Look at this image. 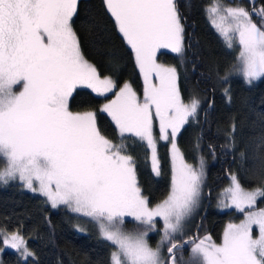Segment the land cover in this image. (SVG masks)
Segmentation results:
<instances>
[{"label":"snow or ice","instance_id":"6c2138e0","mask_svg":"<svg viewBox=\"0 0 264 264\" xmlns=\"http://www.w3.org/2000/svg\"><path fill=\"white\" fill-rule=\"evenodd\" d=\"M104 2L134 54L142 99L128 82L115 91V81L101 78L85 59L72 26L78 0H0V182L18 178L51 207L64 205L89 218L115 248L111 264H184L176 253L186 247L187 264H264V207H257L264 187L246 190L235 175L221 203L243 214L240 223H228L219 243L210 235L177 239L198 204L204 170L203 159L199 166L186 162L177 145L200 101L193 97L185 102L177 69L156 59L159 49L184 52L175 0ZM207 12L226 46H239L235 71L248 83L264 77V0L259 8L252 0L251 11L221 7L213 0ZM81 87L105 99L115 91L100 111L111 118L121 140L130 134L146 144L156 176L160 161L154 124L159 125V140L170 141V187L154 206L142 193L126 146L101 134L95 112L70 110L69 99ZM129 217L135 226L125 230ZM157 230L160 240L152 247L148 237ZM0 236L22 256L33 255L18 232L0 230ZM165 245L167 259L162 255Z\"/></svg>","mask_w":264,"mask_h":264},{"label":"trees","instance_id":"16d2710c","mask_svg":"<svg viewBox=\"0 0 264 264\" xmlns=\"http://www.w3.org/2000/svg\"><path fill=\"white\" fill-rule=\"evenodd\" d=\"M216 1L226 5L238 3L252 10V0ZM212 2L175 1L184 27L186 54L179 59L171 53L159 52L157 62L177 69L185 102L203 95L207 98L200 115L190 119L178 135L177 144L186 162L196 166L201 154L208 167L206 189L209 195L191 236L210 235L219 243L224 226L241 220L234 210L218 212L213 208L214 195L227 185L228 176L234 174L246 190L264 187V77L252 84L238 77L224 84L219 81L218 78L234 65L238 48L229 49L210 26L206 10ZM255 6L259 8L261 0H255ZM253 19L259 24L258 17ZM72 26L82 54L97 68L101 78L111 77L117 85L115 91L128 82L142 96L143 84L134 54L118 32L104 0H78ZM223 88L228 99L221 91ZM107 99L78 88L70 97L69 107L74 112H95L101 134L126 146L125 154L132 156L135 162L142 193L150 206H154L165 198L170 187L171 167L166 145L158 147L160 175L155 176L144 143L131 135L121 140L110 118L100 111L99 107ZM2 165L0 162V167ZM257 206L264 207V198ZM87 222L68 208L50 207L42 196L27 192L16 181L0 183V230L8 234L18 232L33 253V258H22L6 250L0 256V264H111L114 246L99 237L95 227ZM134 226L135 223L125 224L126 229ZM158 227L161 228L159 222ZM80 228L86 233H80ZM159 235L149 236L150 245L156 246ZM3 247L0 238V251ZM165 249L167 253V246ZM188 249L178 252L185 254Z\"/></svg>","mask_w":264,"mask_h":264},{"label":"rangeland","instance_id":"374dc122","mask_svg":"<svg viewBox=\"0 0 264 264\" xmlns=\"http://www.w3.org/2000/svg\"><path fill=\"white\" fill-rule=\"evenodd\" d=\"M176 1V0H175ZM217 3H219V5L221 6V7H225V6H232V7H236V6H241V7H245L244 5H240V4H238V3H234V4H231V5H226V4H223V3H221V1L219 2V1H216ZM213 3V2H212ZM211 3V4H212ZM211 4H210V6H211ZM209 8V7H208ZM206 13H207V17H208V21H209V24H210V26L211 27H213L212 26V24H211V22H210V18H209V13L207 12V10H206ZM110 14V13H109ZM113 19V18H112ZM113 21H114V19H113ZM213 29L215 30V28L213 27ZM215 32L218 34V32L215 30ZM219 35V34H218ZM220 36V35H219ZM220 38H222L221 36H220ZM238 48V52H239V46L238 45H235L234 46V48ZM231 49H233V48H231ZM159 52H166V53H171V54H173V55H175L176 57H178L179 59L180 58H184L185 57V54H186V46H185V39H184V52L182 53V54H180V55H177V54H175V53H173V52H171V50L170 49H159L158 51H157V54H156V59H157V55H158V53ZM134 60H135V58H134ZM158 63H160V64H163V63H161V62H158ZM236 64H237V61H235V63H234V65L230 68V69H228V71L223 75V76H221V77H219L218 79H219V81L221 82V83H226L227 81H229L230 79H232V78H235V77H238V78H240L241 80H243L245 83H247V84H252V83H256V81H259L261 78H259V79H257V80H254V81H252L251 83H248V82H246L245 80H244V78H243V76L242 75H240V74H238L236 71H235V66H236ZM163 65H165V64H163ZM165 66H167V65H165ZM172 67V66H171ZM137 70H138V68H137ZM138 72H139V70H138ZM140 74V73H139ZM141 76V75H140ZM141 81H142V84H143V80H142V77H141ZM178 87H179V83H178ZM79 89H87V88H83V87H81V88H79ZM87 90H89L93 95H95V96H97L95 93H93L90 89H87ZM116 90V89H115ZM15 91H20V86H17L16 88H15ZM117 91H119L118 89H117ZM221 91H222V93L226 96V98L228 99V96H227V91H226V89L225 88H223V89H221ZM107 96H110V98L109 99H107V101L108 100H111V99H113L114 97H115V91L114 92H112V93H109ZM138 96H140V95H138ZM142 97H143V92H142V96H140V98L142 99ZM104 98V97H103ZM199 101H200V107H199V109H198V112H197V115H196V117H198L200 114V111H201V108L202 107H204V104H206V100H207V98H206V96H202V97H198L197 98ZM70 100V99H69ZM107 101H104L102 104H101V106L104 104V103H106ZM101 106L99 107V108H101ZM103 113V112H102ZM103 114H105L108 118H110L106 113H103ZM196 117H194V118H196ZM194 118H190V119H194ZM110 121H111V118H110ZM111 123L114 125V123L111 121ZM114 127H115V125H114ZM184 128V127H183ZM183 128L181 129V131L183 130ZM115 129H116V127H115ZM181 131L179 132V134L181 133ZM117 134H118V137H120V134H119V132H118V130H117ZM178 134V135H179ZM125 136H130V134H125ZM154 136L156 137V139H157V154H158V158H159V145H166V148H167V153H168V157H169V159H170V167H171V158H170V153H169V148H170V141L169 142H165V141H161V140H159V125H158V123H156V124H154ZM178 138V137H177ZM137 139V138H136ZM139 142H141L140 140H139ZM143 143V142H142ZM145 145V147H146V149H147V146H146V144H144ZM178 145V144H177ZM180 148V147H179ZM181 150V149H180ZM182 152V151H181ZM148 159L150 160V152L148 151ZM201 159H203V170H204V177H203V182H202V186H201V196H200V198H199V201H198V204H197V206H196V208L193 210V212H192V214H191V216L185 221V224H184V229H183V235L181 236V235H177V239L178 238H187L188 236H191L193 233H194V229H195V227H196V225H197V223H198V217L200 216V214L204 211L203 209H204V206H205V203H206V198L208 197V195H209V192L207 191V189H206V185H207V178H206V176H207V162H206V159H205V157H203L201 154H199L198 155V162H197V165L196 166H199V162H200V160ZM159 161H160V159H159ZM3 166V165H2ZM150 168H151V162H150ZM137 173V172H136ZM153 173V172H152ZM155 175V174H154ZM232 175H234V174H231V175H229L228 177V183H227V185L224 187V188H222V189H220V190H218V192L217 193H215V195H214V201H213V208L215 209V210H217L218 212H229L230 210H234L235 212H237V213H239L240 214V216H241V220L244 218L243 217V214L242 213H240V212H238L235 208H226V207H224L223 205H222V203H221V200L222 199H224V197H222V192H223V190L225 189V188H227V187H229L230 186V184H231V179H230V177L232 176ZM156 176V175H155ZM14 181H16V182H18L19 184H21L22 186H23V189L24 190H26L27 192H29V193H31V194H33V195H39V196H42V195H40L38 192H34V191H32V190H30V189H28V188H26L23 184H22V182L17 178V179H15V180H9L8 182H14ZM7 182V183H8ZM0 183H2L3 184V182H0ZM252 190V189H251ZM46 201H47V199L44 197V196H42ZM262 199V198H261ZM261 199H259L258 200V202L261 200ZM48 202V201H47ZM258 202H257V204H258ZM48 204H49V206L51 207V205H50V203L48 202ZM62 207H65V208H67L66 206H64V205H61ZM58 207H60V206H58ZM57 207V208H58ZM258 207V206H257ZM263 207V206H262ZM53 208V207H52ZM54 209H56V208H54ZM79 215V214H78ZM80 216V215H79ZM83 217V216H82ZM85 220H87L88 222V224H92V226H94L95 227V229H96V232H97V234H98V236L99 237H101L100 236V233H99V230H98V227H97V225L94 223V222H92L89 218H86V217H83ZM126 220L127 221H129L130 223H132V224H134L135 222L134 221H131V218L129 217V218H126ZM240 220V221H241ZM240 221H237V222H234V221H230V222H228V223H240ZM160 224H161V228H162V222H159ZM227 223V224H228ZM227 224L224 226V228L227 226ZM131 226V225H130ZM157 227H158V225H157ZM224 228H223V230H224ZM130 229H132V227H130ZM130 229H126L125 228V230H130ZM158 229H160V227H158ZM78 231L80 232V233H86L85 231L86 230H82L81 228L80 229H78ZM156 233H160V235H159V237L157 238V240H156V244H157V242L160 240V236H161V232L159 231V230H157V231H155V232H152V233H150L149 234V236H151V235H156ZM8 234V233H7ZM10 235V234H9ZM258 235V229H256V228H254L253 229V236L255 237V236H257ZM201 237H203V236H201ZM222 237V236H221ZM0 238H1V240L3 241V237L2 236H0ZM148 239H149V237H148ZM220 240H221V238H220ZM25 241V240H24ZM108 242V241H107ZM110 243V242H109ZM150 243V242H149ZM155 244V245H156ZM152 246V245H151ZM166 246L167 245H165L164 246V248H163V250H162V255H163V257L165 258V253H166ZM152 247H155V246H152ZM6 250H9V251H12L13 253H15L16 255H18V256H22L21 255V252L20 251H17L16 249H14V248H11V247H8V246H6V245H4V247H3V249L0 251V256H1V254H3L4 253V251H6ZM31 252V251H30ZM32 253V252H31ZM167 254V253H166ZM177 256V260L179 261L180 259H181V257H182V259H183V261H184V264H187V262L189 261V258H190V247H189V249H188V251L185 253V254H182V253H179L178 252V254L176 255ZM29 257H31V258H33V255L32 256H29ZM22 258H26V257H22ZM111 258V257H110Z\"/></svg>","mask_w":264,"mask_h":264}]
</instances>
